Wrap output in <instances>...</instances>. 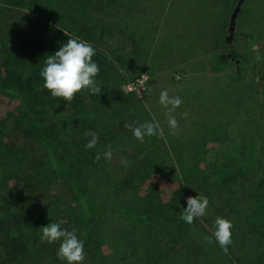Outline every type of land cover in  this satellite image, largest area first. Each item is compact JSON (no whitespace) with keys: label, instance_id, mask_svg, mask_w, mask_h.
Returning a JSON list of instances; mask_svg holds the SVG:
<instances>
[{"label":"trees","instance_id":"1","mask_svg":"<svg viewBox=\"0 0 264 264\" xmlns=\"http://www.w3.org/2000/svg\"><path fill=\"white\" fill-rule=\"evenodd\" d=\"M172 7V0H0V106L5 99L13 107L0 120V155L7 159L0 174V264H64L56 259L58 244L41 243L37 231L60 219L84 240V264H264V45L255 50L237 34L239 43L219 53V67L240 68L219 94L223 99L231 90L234 98L221 115L229 116L225 123L203 130L208 122L189 135L178 123L171 134L165 115L152 109L153 81L193 57L188 52L202 37L189 25L175 34L166 21ZM13 11L20 13L19 30ZM171 35L186 45L163 55L155 48ZM75 37L96 50L102 92L63 101L42 88L39 72L46 55ZM143 72L149 81L141 97L121 91ZM10 119L34 139L40 158L11 143L4 133ZM144 121L163 132L140 143L124 124ZM89 131L99 139L85 150ZM109 144L111 161L96 162ZM194 191L209 206L190 226L179 212ZM217 216L233 224L227 254L206 243L211 234L200 228L201 221L213 228Z\"/></svg>","mask_w":264,"mask_h":264},{"label":"rangeland","instance_id":"2","mask_svg":"<svg viewBox=\"0 0 264 264\" xmlns=\"http://www.w3.org/2000/svg\"><path fill=\"white\" fill-rule=\"evenodd\" d=\"M236 2L237 0H172L173 7L169 14L171 17L166 20L169 22L168 26L175 30V34L180 32L179 29H181L182 25L193 26L192 30H196L202 37L188 52V54L195 53L193 57L186 61L183 60L181 63L180 61L172 63L173 66L171 65L165 69V75L155 77L153 85L157 100L159 92L164 89H167L170 95L181 97L183 103L178 108L179 114L176 113L178 115L176 119L178 123L183 124L182 126L185 127L184 130H186L188 135L194 129H198L200 125H205L208 122L210 125H205L203 130L204 128L214 129V127L216 129L215 124L225 123V120L229 117L228 115H221L225 111L226 105L234 100L231 94L228 95L232 91H226L227 95L223 99L219 97V94L223 91L224 86L228 85L227 79L229 76H234V73L240 68L235 69L234 63L229 64L225 68L219 67L217 64L219 53L227 52L230 46L239 43L236 42L238 39L237 34L241 35L255 50L260 44L264 45V0H243L236 19L233 38L230 43H226L225 39L229 35L226 30L228 29L229 18ZM157 5L159 4L156 3L155 5H150V7ZM18 17H20L18 11L11 13L12 26L17 30H19L17 28ZM168 29H165L163 35L168 33ZM171 39L172 35L163 41V46L159 47L157 45L155 49L161 50L164 55L166 51L169 53L177 52L176 46L181 49L182 45H186L184 39L179 41ZM160 57L161 55L159 58L156 57L154 59V64L157 63ZM163 61L159 60L158 66H161ZM165 65L164 61L163 66ZM168 76L173 80V84ZM211 76L217 77L220 83L219 87L214 89ZM148 81L149 77L143 72L137 75L134 80L124 84L121 91L123 93H134L137 97H141L144 93L142 90L146 89ZM204 88L208 89V91L212 90V94L206 93ZM157 100L154 105L152 104V109L156 115L161 116L166 109L160 106ZM12 108V102L4 99L0 106V120L5 116V113L12 111ZM234 109L238 110V107L235 106ZM183 112L188 113L186 118L181 115ZM239 115L240 113L235 115L238 120L239 118L242 119V116ZM211 122L213 124L215 122V124L212 125ZM6 126L7 129L4 130V133L9 136L11 143L22 146L30 153L33 159L41 157V152L34 144V139L23 133L12 119ZM171 134H174V132L171 131ZM2 156L1 154L0 174L3 163L7 161ZM53 189L57 192L63 191L59 183H55ZM200 228L209 234L213 231V228L204 223V221H201Z\"/></svg>","mask_w":264,"mask_h":264},{"label":"clouds","instance_id":"3","mask_svg":"<svg viewBox=\"0 0 264 264\" xmlns=\"http://www.w3.org/2000/svg\"><path fill=\"white\" fill-rule=\"evenodd\" d=\"M96 50L92 45L80 39L79 37L67 38L58 50L52 54L46 55L43 67L39 72L43 83L42 88L47 90L51 97L63 101H71L73 97L84 91L89 95H100L102 88L96 77L99 74V66L93 60ZM260 57L257 56V60ZM158 103L166 109L164 115L166 117L167 127L174 131L178 127V122L173 115L183 103L180 96L170 95L167 89L159 92ZM183 117H187L188 113H181ZM125 129L131 132L132 137L143 143L145 138H151L162 134L163 129L155 121L125 123ZM90 139L84 145L85 150L96 148L98 143V135L94 131H89ZM113 150L111 145H107L103 152H96L95 161L99 162L101 158L105 161H111ZM127 166V161L123 162ZM197 193L195 197L189 195L186 197V204L179 212V218L187 225H193L194 220L206 215L209 206L207 196ZM65 220L60 219L48 223L46 226L39 228L41 243L49 245L58 244L56 250V259L64 262V264H84L86 253L84 249V240L78 236L77 228L71 229L63 227ZM232 228L233 224L230 220L217 216L213 221V231L210 236H205L204 240L208 244L215 243L219 248L227 254L229 246L232 245Z\"/></svg>","mask_w":264,"mask_h":264},{"label":"water","instance_id":"4","mask_svg":"<svg viewBox=\"0 0 264 264\" xmlns=\"http://www.w3.org/2000/svg\"><path fill=\"white\" fill-rule=\"evenodd\" d=\"M242 3H243V0H237L236 4H235V6L231 12V15L229 18L228 29L226 30L229 34L228 37L225 39L226 43H230V41L233 38V33L235 30V25H236V19L238 17L239 12H240Z\"/></svg>","mask_w":264,"mask_h":264},{"label":"built area","instance_id":"5","mask_svg":"<svg viewBox=\"0 0 264 264\" xmlns=\"http://www.w3.org/2000/svg\"><path fill=\"white\" fill-rule=\"evenodd\" d=\"M143 92L145 91V88H144V90H142Z\"/></svg>","mask_w":264,"mask_h":264}]
</instances>
